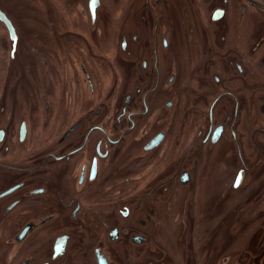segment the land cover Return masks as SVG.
<instances>
[{
	"label": "flooded vegetation",
	"instance_id": "obj_1",
	"mask_svg": "<svg viewBox=\"0 0 264 264\" xmlns=\"http://www.w3.org/2000/svg\"><path fill=\"white\" fill-rule=\"evenodd\" d=\"M48 1L42 120L0 96V264H264V0Z\"/></svg>",
	"mask_w": 264,
	"mask_h": 264
},
{
	"label": "rangeland",
	"instance_id": "obj_2",
	"mask_svg": "<svg viewBox=\"0 0 264 264\" xmlns=\"http://www.w3.org/2000/svg\"><path fill=\"white\" fill-rule=\"evenodd\" d=\"M63 2L62 0H59ZM59 1L56 2L59 4ZM74 1V0H73ZM35 5V6H34ZM0 6L8 12L10 18L13 20L15 26L17 27L19 37H21V40L18 45V53L16 55L12 56L13 51V43L10 40L9 34L4 28V26L0 23V39H4L7 42L8 45V52H7V71L5 74H3V77L1 79V85H0V96L4 94L7 100L13 98V90H19L21 97L19 98L18 103V110L20 116H15L17 122H20L21 119H27V115H30V118L34 116H39L40 120H42V112H43V103L40 99V94L42 90V84L44 81L42 79L43 75L40 68V63L38 61L30 60L27 56L28 52V44L33 42L30 38L34 34H38L35 36V42L41 43V38L45 36L48 32H52L53 29L55 31H60L59 27L61 25V22L64 20V17L62 16V13L59 12V6L55 5L54 1L52 2V6H50V3L48 0H0ZM34 9V10H33ZM34 15V16H33ZM45 16V17H43ZM58 16V18H57ZM56 19H55V18ZM51 19L54 21V26L48 27V20ZM60 19V20H59ZM45 22L47 24H45ZM50 22V21H49ZM51 25V24H50ZM43 43V41H42ZM35 45L39 48H42L43 45H38L35 43ZM28 59V61H27ZM30 65V67H29ZM31 70V71H29ZM19 74H24V77H26L24 80H30L29 75H37L38 79L40 80L38 85L35 87L30 88V90L23 87V85H20V82L17 86H14L17 84V80L19 79ZM44 78V77H43ZM42 79V80H41ZM31 89L33 90L31 92ZM35 92L36 99L34 100L32 98V93ZM5 101V99L3 100ZM2 101V102H3ZM6 102L4 103L5 106L7 105ZM11 105V104H10ZM14 111V110H10ZM16 111V110H15ZM16 114V112H14ZM29 113V114H28ZM6 120H4L5 122ZM38 123H42V121L33 119V125L34 127L38 126ZM186 190H180V193H186ZM213 191L208 192V196L205 197L204 200H201L200 198H195L193 201L187 200V203H185V206L187 207H204V201H206L205 207H216V205H212L214 203L215 199ZM180 200V199H179ZM178 200V201H179ZM228 206H230L228 204Z\"/></svg>",
	"mask_w": 264,
	"mask_h": 264
},
{
	"label": "water",
	"instance_id": "obj_3",
	"mask_svg": "<svg viewBox=\"0 0 264 264\" xmlns=\"http://www.w3.org/2000/svg\"><path fill=\"white\" fill-rule=\"evenodd\" d=\"M98 6H99V0H92L93 12L96 11ZM0 23L5 26L6 30L10 34V40L14 45L13 46V53H12V56H14V54L16 52L17 44H18V36H17L16 30H15L12 22L2 11H0Z\"/></svg>",
	"mask_w": 264,
	"mask_h": 264
},
{
	"label": "trees",
	"instance_id": "obj_4",
	"mask_svg": "<svg viewBox=\"0 0 264 264\" xmlns=\"http://www.w3.org/2000/svg\"><path fill=\"white\" fill-rule=\"evenodd\" d=\"M7 52H8L7 42L4 39H0V85L3 74H5L7 71V66H8Z\"/></svg>",
	"mask_w": 264,
	"mask_h": 264
}]
</instances>
